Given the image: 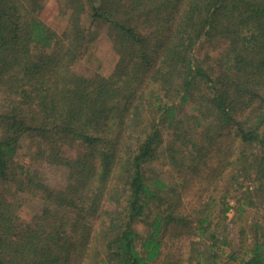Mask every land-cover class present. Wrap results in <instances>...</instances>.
I'll return each instance as SVG.
<instances>
[{"label": "trees", "instance_id": "trees-1", "mask_svg": "<svg viewBox=\"0 0 264 264\" xmlns=\"http://www.w3.org/2000/svg\"><path fill=\"white\" fill-rule=\"evenodd\" d=\"M67 2L59 34L0 0V264H264V0ZM97 20L108 76L75 68Z\"/></svg>", "mask_w": 264, "mask_h": 264}, {"label": "rangeland", "instance_id": "rangeland-1", "mask_svg": "<svg viewBox=\"0 0 264 264\" xmlns=\"http://www.w3.org/2000/svg\"><path fill=\"white\" fill-rule=\"evenodd\" d=\"M22 1V0H21ZM36 11L35 16L40 19L46 25L55 29L59 34H62L68 25V2L67 0H35ZM85 19V18H84ZM85 25L88 26V19H85ZM93 28L94 35L96 36L85 48V52L82 57L75 63V68L79 72L85 73H99L104 76L110 75L113 71L114 66L118 60V53L115 51L112 43V39L108 34L106 24L97 20L91 25ZM211 46L208 43H201L197 47V56L200 58L205 57V55L210 52L212 56L213 52L210 51ZM219 48V46L217 47ZM227 142V141H225ZM24 149L21 150L19 154V159L21 161L28 159L25 154L22 153ZM38 166L45 172L46 179L53 183V185H59L61 180V170L50 167L42 161H37ZM230 175H225L220 180H218V192L223 191L224 187L227 185L228 178ZM245 183H248L245 182ZM201 182L197 179H190V185L183 191V201L184 206L190 210L197 206L199 203L198 194L201 192L199 190V185ZM202 193V192H201ZM31 196V195H30ZM29 197V196H28ZM40 201L34 196L28 198L23 206L20 208L19 214L23 218H29L33 213L34 209L40 206ZM232 212H229L231 215ZM261 218V210H256L253 214L249 216L250 220L255 218ZM190 236H183L181 239L176 240L171 246V253H187L189 249Z\"/></svg>", "mask_w": 264, "mask_h": 264}]
</instances>
